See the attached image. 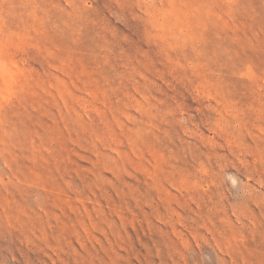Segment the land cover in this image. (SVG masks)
<instances>
[{"label": "rangeland", "instance_id": "obj_1", "mask_svg": "<svg viewBox=\"0 0 264 264\" xmlns=\"http://www.w3.org/2000/svg\"><path fill=\"white\" fill-rule=\"evenodd\" d=\"M0 264H264V0H0Z\"/></svg>", "mask_w": 264, "mask_h": 264}]
</instances>
